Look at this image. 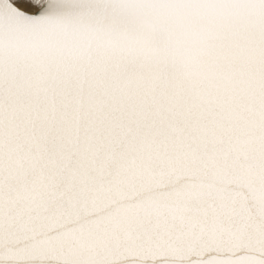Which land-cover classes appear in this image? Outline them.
I'll return each mask as SVG.
<instances>
[{
    "label": "snow or ice",
    "instance_id": "snow-or-ice-1",
    "mask_svg": "<svg viewBox=\"0 0 264 264\" xmlns=\"http://www.w3.org/2000/svg\"><path fill=\"white\" fill-rule=\"evenodd\" d=\"M0 264H264V0H0Z\"/></svg>",
    "mask_w": 264,
    "mask_h": 264
}]
</instances>
